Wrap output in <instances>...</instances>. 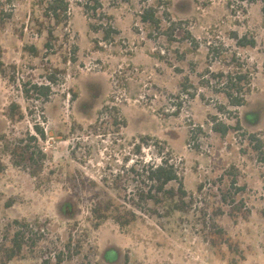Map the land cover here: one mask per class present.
Instances as JSON below:
<instances>
[{"label":"rangeland","instance_id":"374dc122","mask_svg":"<svg viewBox=\"0 0 264 264\" xmlns=\"http://www.w3.org/2000/svg\"><path fill=\"white\" fill-rule=\"evenodd\" d=\"M98 1L92 10V0H68L57 24L44 17L46 0H0V264L19 233L21 251L4 264H264V147L250 141L264 145L261 2ZM149 6L158 28L141 22ZM168 19L178 24L172 35ZM49 75V99L26 100L24 89L49 84ZM228 77L242 87L243 106L230 105ZM11 104L22 121L7 118ZM218 122L226 134L213 130ZM34 123L46 135L30 143L46 154L40 180L4 153L36 137ZM140 136L159 141L176 168L183 210L135 206L130 168L160 164L155 142ZM106 201L131 222L96 227L91 211Z\"/></svg>","mask_w":264,"mask_h":264},{"label":"trees","instance_id":"16d2710c","mask_svg":"<svg viewBox=\"0 0 264 264\" xmlns=\"http://www.w3.org/2000/svg\"><path fill=\"white\" fill-rule=\"evenodd\" d=\"M124 2H129L130 0H123ZM245 2L251 1H259L262 4V13L264 15V0H239ZM93 7L92 10H99L101 8V4L98 0H92ZM166 6L169 4L165 2ZM87 5L85 6V15L88 16L87 13ZM69 12V3L68 0H46V5L44 9V17L50 20H54L57 24L61 21L62 18H66ZM165 16H169V13H165ZM110 20V17H108ZM140 19L142 23L149 24L155 28H158L160 23V17L158 16V11L156 10L155 6L145 7L142 13L140 14ZM169 20V19H168ZM171 24V27L167 29V35H172L173 30L175 29L176 25L174 22L168 21ZM109 29L111 30L110 26ZM112 31V30H111ZM109 32H105V39L109 38ZM113 32V31H112ZM49 40L52 39V31L48 32ZM49 46V43L46 44ZM242 46H246V44H242ZM222 76V75H221ZM241 77H237L236 80H240ZM225 87L231 91L235 89L234 93L225 92V95L230 103L231 106L240 107L245 104L244 96L239 97V93L243 90L242 87L238 86L233 82L235 80L232 77L226 78ZM47 81L49 84L43 85H33L31 90L24 89V95L26 100H42L47 101L49 96L51 95V85L55 84L56 78L54 75L47 76ZM234 94V95H233ZM246 94V93H245ZM38 98V99H37ZM29 115H33V111L31 108H28ZM222 110V109H221ZM7 118L11 122H20L25 118V114L21 110V107L17 104H11L9 107V113L7 114ZM215 122V121H213ZM33 130L35 132V136L30 135L29 133L26 134V138L19 139L12 144L6 145L4 153L6 156L9 157L11 165L15 168L23 169L30 175L31 178L34 179H41V174L44 171V164L43 160L46 157V154L42 151L40 147H30L31 142H36L38 138L41 140L46 139L45 132L42 128H40L36 123H34ZM213 130L217 133L222 135L227 133L228 127L222 123H214ZM5 134L0 135V139H4ZM139 140L141 144L150 147V143L148 142H155V145L158 147V155L160 156V164H153L151 162L144 163L141 167V172H138L134 166L130 168L131 172L137 176V192H138V201L135 203V206L140 208V203L145 202H152L153 204H160L161 202L164 203H172L177 210L184 209V199L187 198V192L183 188V183L179 178L176 168L170 162V158L165 156L164 148L159 146L160 142L157 140H153L152 137L149 136H140ZM153 140V141H152ZM250 141H254L256 143V149L262 151L264 145L263 142L256 138L255 135L250 136ZM143 145L134 143V153L139 154ZM262 159L264 158V153H261ZM6 164L4 163L1 155H0V176L6 171ZM176 183L177 188H167L170 183ZM144 191V193H143ZM112 202H100L98 203L91 214H93L96 222V227H98L101 222H104L108 219L114 220L118 223L121 227L129 224L131 220H126L124 223L121 221V216L117 215L113 211ZM133 220V218H132ZM16 223V221H15ZM17 224V223H16ZM21 233L16 234L15 237V246L16 248L10 249L5 256V260L2 262L3 264L7 261L12 260L15 256H17L18 252L21 251V240L18 238ZM71 242V241H70ZM67 243L66 248L69 250L71 243ZM57 263H61L62 259L60 256H57Z\"/></svg>","mask_w":264,"mask_h":264}]
</instances>
